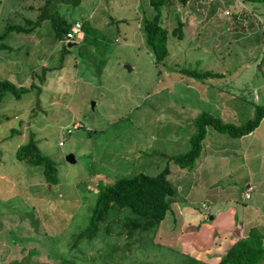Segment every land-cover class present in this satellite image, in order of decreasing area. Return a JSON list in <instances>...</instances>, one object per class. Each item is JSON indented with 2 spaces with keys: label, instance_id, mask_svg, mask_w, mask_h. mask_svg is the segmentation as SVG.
<instances>
[{
  "label": "rangeland",
  "instance_id": "1",
  "mask_svg": "<svg viewBox=\"0 0 264 264\" xmlns=\"http://www.w3.org/2000/svg\"><path fill=\"white\" fill-rule=\"evenodd\" d=\"M44 1L0 0V30L6 22L35 19ZM166 7L169 53L161 63L141 26L153 13L148 0L57 5L68 21L83 23V39L71 47L58 41L47 19L0 40V79L31 85L20 97L8 92L0 98V264H57L51 251L67 253L72 232L88 221L98 187L122 174L154 175L168 166L176 185L178 171L189 169L199 205L213 192L242 205L246 164L254 182L263 180L264 157H254L257 146L249 145L248 133L231 136L207 125L193 167L182 168L168 155L188 150L202 110L242 123L253 117L255 103L264 102V73L253 64L263 51L256 42L264 38V0H170ZM243 13L250 22L232 32L230 17ZM177 25L181 30L172 34ZM184 67L223 75L198 79ZM30 137L54 160L57 182L46 179L42 165L16 158L15 149ZM69 152L74 162L66 160ZM258 187L264 190V183ZM162 223L155 241L176 248L175 232L165 234ZM168 253L177 257L164 250L162 261ZM149 255L143 257L161 264Z\"/></svg>",
  "mask_w": 264,
  "mask_h": 264
},
{
  "label": "trees",
  "instance_id": "2",
  "mask_svg": "<svg viewBox=\"0 0 264 264\" xmlns=\"http://www.w3.org/2000/svg\"><path fill=\"white\" fill-rule=\"evenodd\" d=\"M81 0H45L35 19L26 18L24 23L6 22L0 30V40L12 31L28 33L43 20H48L55 36L60 39L68 30L69 22L57 9V5L79 4ZM153 13L145 17L141 26L145 34V42L153 54L154 60L161 63L169 53L167 35L169 28L163 16L170 0H148ZM178 19V23H182ZM177 25L172 34H177ZM5 43H0V47ZM66 46V45H63ZM63 48L62 52H65ZM47 67H42L44 73ZM190 76L198 79L223 75L212 69L184 67ZM31 85H18L4 78L0 79V98L6 93L20 97L29 91ZM252 118L242 122H227L220 116L202 110L195 118L196 129L189 137L190 146L185 152L168 155L180 167H193L201 153V142L207 132V125L231 136H242L251 132L264 117V102L255 103ZM15 156L28 164H40L49 182H57V170L54 160L41 153L33 137L19 144ZM170 169L165 166L158 173L150 175L142 171L122 174L98 187L92 210L86 225L73 231L67 253L59 256L55 251L52 255L57 264H156L149 258L160 260L161 264H257L263 256V233L257 227H251L247 236L236 239L227 251L213 263L196 258L190 253L176 251L155 241L157 226L170 208V203L177 194V187L168 177ZM16 239L14 238L13 241ZM22 239H17L22 242ZM23 243V242H22ZM168 249V250H167ZM52 250V249H51ZM169 251L175 259L161 260L163 251ZM13 264H18L14 262Z\"/></svg>",
  "mask_w": 264,
  "mask_h": 264
},
{
  "label": "crops",
  "instance_id": "3",
  "mask_svg": "<svg viewBox=\"0 0 264 264\" xmlns=\"http://www.w3.org/2000/svg\"><path fill=\"white\" fill-rule=\"evenodd\" d=\"M240 11L242 12L244 10ZM245 16L246 13L239 15L238 18L240 19L230 17L228 22L232 32L237 33L241 28L246 27L245 23L248 18ZM72 20L73 19L69 22H72ZM47 22L49 23L48 20ZM251 24V31L253 30V33H255L258 24L256 22H252ZM237 26L239 30H234ZM40 29L41 28H38L39 32ZM262 37L263 36L259 37V41L256 42L257 45L262 43L260 47L263 48V51L261 49L262 56L255 58V63L253 64H256V68L261 69L264 73V38ZM4 46L5 45L2 47ZM17 84L22 85L19 82ZM260 84L262 86L264 85V83ZM255 96H257V94H255ZM260 123L248 133L251 135L248 140L249 145L251 146L255 142L257 146L256 153L253 152L256 159L264 157V149H262L264 148V137L261 138L256 136L258 130H260L261 134L264 133V129L262 130ZM205 154L206 150L204 151V155ZM246 155L247 151L245 152V156ZM245 169L247 172L246 185L250 184L253 190L251 189L252 193L250 192L247 198L243 196V192L240 194V199L243 200L242 205L235 202L231 196H228V194L224 192H213L210 195L205 194V198L200 200V205L199 203L194 204L196 200L191 192L194 187L189 183L191 173H189V169L186 174H183V171L177 169L180 174L177 177L178 181L176 183L177 194L171 202L169 210L162 219V226L167 230L165 234L170 233L171 230L175 232L173 246L203 261L213 263L227 251L229 246L236 239L247 236L251 227L259 228L264 235V190L258 187L259 184L264 183V177L263 180L260 179L254 182L255 174L251 175L249 173L247 164ZM208 198H210V200H208ZM203 201H207L208 205ZM202 203H205V206H202ZM262 244L263 256L259 259L257 264H264V237ZM167 245L169 244L167 243Z\"/></svg>",
  "mask_w": 264,
  "mask_h": 264
},
{
  "label": "built area",
  "instance_id": "4",
  "mask_svg": "<svg viewBox=\"0 0 264 264\" xmlns=\"http://www.w3.org/2000/svg\"><path fill=\"white\" fill-rule=\"evenodd\" d=\"M83 23L80 19H74L68 30L58 41L64 45H67L69 42H77L83 39L84 32L82 30ZM252 186L250 184L246 185L243 196L249 197ZM202 206H205V203H202Z\"/></svg>",
  "mask_w": 264,
  "mask_h": 264
},
{
  "label": "water",
  "instance_id": "5",
  "mask_svg": "<svg viewBox=\"0 0 264 264\" xmlns=\"http://www.w3.org/2000/svg\"><path fill=\"white\" fill-rule=\"evenodd\" d=\"M75 44H76V42H74V41H73V42H69V43L67 44V47H71V46H73V45H75ZM125 66L127 67L128 70L131 69V67H130L129 65H125ZM65 158H66V160L69 161V162H74V161H75L74 154L71 153V152L67 153L66 156H65Z\"/></svg>",
  "mask_w": 264,
  "mask_h": 264
},
{
  "label": "clouds",
  "instance_id": "6",
  "mask_svg": "<svg viewBox=\"0 0 264 264\" xmlns=\"http://www.w3.org/2000/svg\"><path fill=\"white\" fill-rule=\"evenodd\" d=\"M59 40V39H58ZM67 46V45H66Z\"/></svg>",
  "mask_w": 264,
  "mask_h": 264
}]
</instances>
